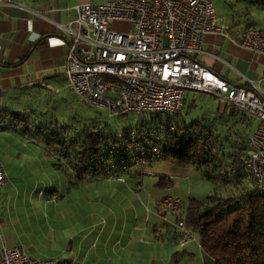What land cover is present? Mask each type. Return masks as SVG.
Returning a JSON list of instances; mask_svg holds the SVG:
<instances>
[{"label": "crops", "instance_id": "crops-1", "mask_svg": "<svg viewBox=\"0 0 264 264\" xmlns=\"http://www.w3.org/2000/svg\"><path fill=\"white\" fill-rule=\"evenodd\" d=\"M9 1L0 5V109L48 111L66 89L68 9L94 1ZM216 1V24L234 40L205 34L192 57L222 80L263 89L264 56L236 39L247 28L264 27V0ZM251 119L236 118V126L250 132ZM6 124L0 120V157L8 165L0 188V243L58 264H210L195 233L178 246L173 219L160 216L155 205L181 195L173 186L160 189L142 164L113 178L76 182L60 159ZM163 177L172 184V176Z\"/></svg>", "mask_w": 264, "mask_h": 264}, {"label": "built area", "instance_id": "built-area-1", "mask_svg": "<svg viewBox=\"0 0 264 264\" xmlns=\"http://www.w3.org/2000/svg\"><path fill=\"white\" fill-rule=\"evenodd\" d=\"M9 2L0 0V5ZM68 10L73 29L66 30L63 78L73 95L88 106L104 109L108 117L122 118L144 113L178 114L186 91L222 97L256 121L246 138L248 150L240 167L256 190L264 191V88L222 80L192 57L205 34L229 36L216 24L210 0H102L82 2ZM112 23L120 24L121 29L113 28ZM236 41L244 50L264 56V27L247 28ZM133 136L134 132H129L128 138ZM135 149L132 145L122 150L130 162H153L159 153L153 148L141 155ZM107 153V177L127 170L118 165L117 152ZM7 182L0 162V188ZM181 208L177 197H164L155 205L160 216L173 219L179 247L193 235L184 227ZM0 264L58 263L51 258L30 257L22 246L0 243Z\"/></svg>", "mask_w": 264, "mask_h": 264}, {"label": "trees", "instance_id": "trees-1", "mask_svg": "<svg viewBox=\"0 0 264 264\" xmlns=\"http://www.w3.org/2000/svg\"><path fill=\"white\" fill-rule=\"evenodd\" d=\"M185 100L178 114L123 117L124 124L112 132L96 117L78 124L61 119L56 106L43 112L0 109V120H7L5 127H15L23 138L40 143L60 159L76 182L106 177L104 163L111 150L126 169L157 160L175 167L193 166L211 183L212 191L201 199L187 198L180 215L184 227L198 237L210 264H264V191L258 192L241 170L250 132L238 128L235 121L252 117L223 101L222 109L218 102L214 113L188 119L186 106L193 100ZM131 131L134 136L129 139ZM132 145L141 155L158 148V156L153 162H130L122 150ZM158 183L170 185L163 176Z\"/></svg>", "mask_w": 264, "mask_h": 264}, {"label": "rangeland", "instance_id": "rangeland-1", "mask_svg": "<svg viewBox=\"0 0 264 264\" xmlns=\"http://www.w3.org/2000/svg\"><path fill=\"white\" fill-rule=\"evenodd\" d=\"M95 3H98L100 0H92ZM214 11L216 12V0H211ZM111 26L115 29H121L120 24L112 23ZM61 99L55 100L57 109L61 111V119H70L74 123L78 124L83 120H88L89 118L96 117L104 121L107 124V131H114L124 124L120 117H108L104 109H97L91 106L86 105L75 95H73L67 88L61 91ZM185 101L193 100V105L186 104L188 113L186 118L191 119L196 115H207L214 113L216 104L220 102L222 97H217L209 93H199L193 91L185 92ZM223 100V99H222ZM188 103V102H187ZM59 117V118H60ZM255 119H251L249 123V129L253 128L255 125ZM1 152V148H0ZM1 154V153H0ZM4 168L7 170V163H4L5 160L0 157ZM146 176L153 177L155 182L158 183V177L162 176H172V184L167 187L171 188L172 186L176 188L177 192L181 197H177L182 201V205L186 203L187 198L193 197L196 199L203 198L206 194H209L212 191V185L209 181L203 179L198 170L193 166L188 165L185 167H175L161 160H157L151 164H142ZM135 167V166H134ZM135 169V168H134ZM133 169V170H134ZM131 170V171H133ZM156 186V185H155ZM157 188V187H156ZM164 189L165 186L159 187ZM189 193L187 194V192ZM169 192V191H168ZM171 193V192H169ZM172 197V196H167Z\"/></svg>", "mask_w": 264, "mask_h": 264}]
</instances>
